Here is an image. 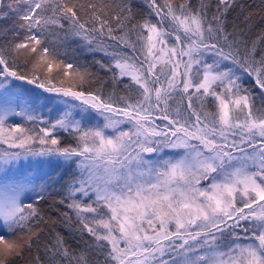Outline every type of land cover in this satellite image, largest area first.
<instances>
[{
  "label": "snow or ice",
  "instance_id": "1",
  "mask_svg": "<svg viewBox=\"0 0 264 264\" xmlns=\"http://www.w3.org/2000/svg\"><path fill=\"white\" fill-rule=\"evenodd\" d=\"M144 3L0 0V264H264V31L228 30L235 0ZM70 39L111 75L67 62ZM53 194L67 235L35 206Z\"/></svg>",
  "mask_w": 264,
  "mask_h": 264
},
{
  "label": "trees",
  "instance_id": "2",
  "mask_svg": "<svg viewBox=\"0 0 264 264\" xmlns=\"http://www.w3.org/2000/svg\"><path fill=\"white\" fill-rule=\"evenodd\" d=\"M80 3H88L89 0H79ZM104 2L111 3L113 6L120 3H126L127 0H104ZM175 2L179 3L180 0H175ZM200 0H191V4L193 6H196ZM216 0H212L213 9L215 7ZM132 6L133 10L135 12H138L139 14L136 17V20L142 19L144 15L147 14L148 8L146 7L144 0H132ZM211 11L209 15H211ZM81 19H86V17L83 15V13L80 14ZM248 17L246 20L245 18ZM155 20V18H154ZM227 20V27L229 31H232L233 28L237 31H242L244 36L243 38L246 40H252L255 39V37L261 32L264 31V0H235V5L230 9L226 16ZM15 21V17H10L9 19H0V30L10 28ZM91 26V25H89ZM167 26V25H165ZM113 27H115V24L113 23ZM119 35L120 33H116ZM10 35V33H9ZM62 36L63 33H60ZM135 39V36L132 37ZM106 44H112L113 41L105 38L104 41ZM171 43V40H170ZM84 42L79 39H70L64 44V48L62 50H66L68 55L66 57L67 62L82 65L84 67H87L92 72H97L99 74V77L103 80H106L107 77H109L111 74L101 70L99 68L98 64L93 63L94 60H103L105 63L108 62L107 57H105V54L103 52H88L85 47H83ZM109 51H112L111 48L108 49ZM139 55V54H137ZM129 80L128 78H124L122 83H119L115 87V93L116 97L118 98L121 95L124 96H131L135 98L136 91L135 89H126L124 87L125 84H128ZM19 85H22L24 90H27L28 88L23 84V81H20L18 83ZM101 86L99 81L93 82L90 87L95 89L99 88ZM246 87L250 86V82H245ZM36 87V86H35ZM104 94L108 95V93L113 91V87L111 84V81H107L104 84L103 88ZM39 92H42V90H39ZM188 101L187 98L184 97L182 99V96L180 93H176L169 101L171 108H176L178 104L181 106L182 110L186 109ZM193 106L196 108H199V101L197 99H193L192 101ZM209 110H211V105H208ZM158 115V114H157ZM75 167V165H73ZM56 172L60 171L61 169L59 167H56ZM56 172L53 171V173H50V176H54ZM55 188L59 189L60 184H56L54 186ZM58 197L53 194L52 196H48L44 202H38L36 203V207L39 208L44 215V219L48 221L49 225L56 229V231L62 232L64 235H67L66 229L63 227L53 225L52 219H59L58 213L55 211L56 208H59L60 211H68L66 208H64L61 205H55L53 206L52 201L57 199ZM46 237H42L45 239ZM87 239V237H85ZM35 253L28 254L26 253L24 258L22 260L17 261V264H28V262L32 259V255ZM97 257H92V259H96ZM101 261L103 260V257H98Z\"/></svg>",
  "mask_w": 264,
  "mask_h": 264
},
{
  "label": "rangeland",
  "instance_id": "3",
  "mask_svg": "<svg viewBox=\"0 0 264 264\" xmlns=\"http://www.w3.org/2000/svg\"><path fill=\"white\" fill-rule=\"evenodd\" d=\"M19 82H20V81H18L17 83H19ZM23 84L28 88V89L25 90V91L32 90V91H34L35 93H40V92H39L40 89H37V88L35 87V85H30V84H28L26 81H23ZM42 91H43V90H42ZM44 97H47V98H48L49 106L51 105V101H52L53 99H55L54 94L44 93ZM44 97H40V98L43 99ZM10 122H19V118H17L16 121H10ZM157 123H162V121L157 120ZM0 147L6 148L7 145H0ZM30 159H31V162H32L33 164H35V160H36L37 158H30ZM29 162H30L29 160H21V161L19 162V164L17 165V167L20 168V167H23V166H27V165L29 164ZM51 168H56L55 163H54L53 165H51V166H49V165H43V166H42V170H44V171H48V175H49L50 173H53V171L50 170ZM28 171L31 172L33 175H35V171H34V169H31V168H30V169H28ZM36 182H37V183H40L39 180H37ZM24 202H25V203H29V202H31V200H25Z\"/></svg>",
  "mask_w": 264,
  "mask_h": 264
}]
</instances>
